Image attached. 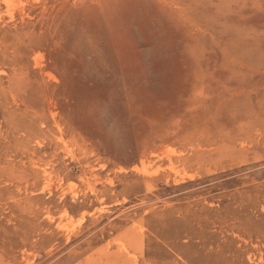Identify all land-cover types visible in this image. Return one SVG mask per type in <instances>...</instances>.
Instances as JSON below:
<instances>
[{
  "label": "rangeland",
  "instance_id": "rangeland-1",
  "mask_svg": "<svg viewBox=\"0 0 264 264\" xmlns=\"http://www.w3.org/2000/svg\"><path fill=\"white\" fill-rule=\"evenodd\" d=\"M0 264H264V0H0Z\"/></svg>",
  "mask_w": 264,
  "mask_h": 264
}]
</instances>
